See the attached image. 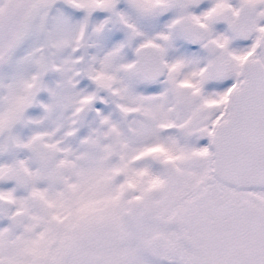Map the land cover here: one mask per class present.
I'll use <instances>...</instances> for the list:
<instances>
[{
	"label": "rangeland",
	"instance_id": "obj_1",
	"mask_svg": "<svg viewBox=\"0 0 264 264\" xmlns=\"http://www.w3.org/2000/svg\"><path fill=\"white\" fill-rule=\"evenodd\" d=\"M85 6L0 0V264H176L166 240L184 230L163 220L168 189L179 159L203 169L208 148L172 134L178 115L168 120L164 87L136 76L133 51L148 43L171 58L167 45L183 38L141 8L123 18ZM18 167L22 185L10 178Z\"/></svg>",
	"mask_w": 264,
	"mask_h": 264
},
{
	"label": "flooded vegetation",
	"instance_id": "obj_2",
	"mask_svg": "<svg viewBox=\"0 0 264 264\" xmlns=\"http://www.w3.org/2000/svg\"><path fill=\"white\" fill-rule=\"evenodd\" d=\"M85 3L87 16L132 17L141 8L150 26L164 21L183 38L167 45L169 54L174 56L161 58L165 62L162 78L139 75L133 51L136 76L150 90L164 87L163 106L170 109L168 120L176 121L178 115L180 126L172 134H177L184 145L198 140L208 148L203 169L193 168L190 160L179 159L185 168L173 171L176 181L168 189L163 220L169 225L179 219L184 230L169 234L173 238L166 240L172 243L171 253L178 256L176 264H225L226 253L234 245L245 249L244 264H264V187L237 188L218 180L211 172L212 149L219 128L233 114L235 92L247 80L246 64L255 59L264 64V0ZM189 75L199 94L190 104L188 131L183 83ZM184 235L189 241L182 240Z\"/></svg>",
	"mask_w": 264,
	"mask_h": 264
},
{
	"label": "water",
	"instance_id": "obj_3",
	"mask_svg": "<svg viewBox=\"0 0 264 264\" xmlns=\"http://www.w3.org/2000/svg\"><path fill=\"white\" fill-rule=\"evenodd\" d=\"M210 42L209 47L211 48ZM134 63L139 75L162 78L165 62L155 47L142 44L134 50ZM247 80L235 92L234 111L219 128L212 149L211 172L220 181L237 188L264 187V64L255 59L246 64ZM97 150L98 141H88ZM27 177L18 167L10 173L16 185H22ZM23 212L17 210L8 215L6 223L13 229L21 226ZM182 240L189 238L184 235ZM246 251L240 245L232 246L226 253L225 264H244Z\"/></svg>",
	"mask_w": 264,
	"mask_h": 264
}]
</instances>
